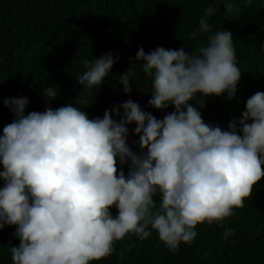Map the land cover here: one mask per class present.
<instances>
[{"label":"clouds","instance_id":"9594fccd","mask_svg":"<svg viewBox=\"0 0 264 264\" xmlns=\"http://www.w3.org/2000/svg\"><path fill=\"white\" fill-rule=\"evenodd\" d=\"M224 7L235 5L224 0ZM204 11L190 33V39L209 34L198 51L158 46L146 53L140 47L118 76L126 94L137 69L151 77L148 104L174 106L163 119L131 99L89 118L87 95L119 60L111 52L84 61L76 80L86 95L75 104L51 107L59 96L53 85L41 93L43 111H27L26 96L4 99L14 118L0 135V229L15 226L20 242L8 249L12 264H91L111 255L128 234L144 240L153 231L176 250L195 240L198 224L222 222L244 207L264 177V91L246 100L227 130L205 122L207 98L233 99L242 71L232 32H213L208 18L214 9ZM132 124L139 152L128 143ZM234 234L225 229L223 239Z\"/></svg>","mask_w":264,"mask_h":264},{"label":"trees","instance_id":"16d2710c","mask_svg":"<svg viewBox=\"0 0 264 264\" xmlns=\"http://www.w3.org/2000/svg\"><path fill=\"white\" fill-rule=\"evenodd\" d=\"M232 3L235 8L228 11L224 0H0V135L14 118L4 105L6 97L26 96L27 111H43L41 93L53 85L59 96L51 107L75 104L79 94L86 95L76 80L85 71L84 61L108 52L119 60L105 82L87 95L89 106L84 111L89 118L102 117L106 109L131 99L163 119L174 106L159 110L148 104L151 77L137 69L136 81H130L133 91L126 94L118 76L130 67V58L140 47L146 53L158 46L198 51L209 34L190 39V33L199 27L208 7L214 9L208 18L212 31L232 32L242 71L233 99L226 94L210 96L201 109L205 122L227 130L230 120L246 110V100L264 91V0ZM135 126H129L128 143L139 152V135L131 131ZM116 211L113 207L114 215ZM225 229L235 233L228 240L223 239ZM196 230L195 240L190 245L181 243L176 250L165 246L155 231L144 240L130 233L114 243L111 255L91 264H264V177L253 185L243 208L234 209L222 222L198 224ZM14 232L15 226L0 229V264H12L8 249L20 242Z\"/></svg>","mask_w":264,"mask_h":264}]
</instances>
